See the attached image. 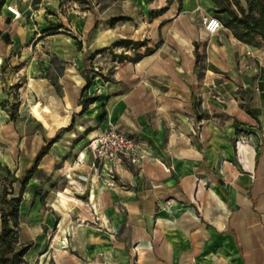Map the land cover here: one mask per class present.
Returning <instances> with one entry per match:
<instances>
[{
    "label": "crops",
    "instance_id": "obj_1",
    "mask_svg": "<svg viewBox=\"0 0 264 264\" xmlns=\"http://www.w3.org/2000/svg\"><path fill=\"white\" fill-rule=\"evenodd\" d=\"M64 1L0 0V68L23 61L45 37V65L59 89L48 96L50 108L59 112L62 104L68 120L85 119L78 122L83 134L68 139L74 117L51 133L23 113L12 121L0 105L1 169L24 177L58 137L23 195L20 240L33 244L27 264H194L200 257L206 264H264V41L243 43L225 27L209 35L203 20L216 3L182 0L149 30L152 54L142 48V57L118 62L109 81L93 76L88 85L86 73L60 69L65 59L49 50L57 34L45 35L57 21L94 35V53L140 40L112 37ZM8 6L19 10L18 19ZM85 88L97 99L83 111ZM110 124L138 144L141 165H95L89 144ZM110 172L116 188L106 185ZM222 238L233 244L229 253L220 249Z\"/></svg>",
    "mask_w": 264,
    "mask_h": 264
},
{
    "label": "rangeland",
    "instance_id": "obj_2",
    "mask_svg": "<svg viewBox=\"0 0 264 264\" xmlns=\"http://www.w3.org/2000/svg\"><path fill=\"white\" fill-rule=\"evenodd\" d=\"M64 5L66 10L89 14L97 27L101 30L108 29V34L114 38H118L120 35H128L143 41L150 37L149 30L151 28L155 29L159 22L167 20L178 7L182 6V0H65ZM215 10L211 11L210 16H216ZM62 24L63 21H57L56 30L45 35L57 34L50 37L52 44L49 50L54 55L66 60L59 68L62 70L69 68L74 71L73 74L78 76L81 75L80 71L86 73L85 76L88 77L101 74L109 78L113 75L116 64L120 62L115 56L123 53V49L113 48L111 50L106 49L100 54L94 53L88 48L89 43L93 42L94 35H81L78 31H69L68 28L62 27ZM41 43L38 48L29 51L28 55L24 56L23 61L19 56L14 63H9L0 68V105L1 107H8L9 116L11 114L20 116L22 113L26 116H32L41 121L51 133H54L59 127H67L74 116L71 114V118L68 120L66 109L61 106L62 104L59 106V112L50 108L48 96L52 95L55 90L59 91V89L55 83L57 80L51 76L53 75L52 67L45 65L46 56L51 55L48 52L49 40L42 37ZM127 52L129 56L134 58L135 53L132 50ZM198 55V60L201 61L204 56H201L199 52ZM126 61L131 62L132 60ZM54 69L58 70L56 66ZM38 88L44 91L43 96L38 93ZM86 96L88 94H85ZM74 119L76 120L75 127L70 134H66L68 139L73 133H77L76 138H78V132L79 134L84 132V129H78V122H83L84 117L78 116ZM0 171V208H2L4 205L3 189L13 190L17 194L21 188L17 178L21 179V174L13 167L10 170L0 168ZM45 214L46 212H40V215ZM29 218V220H33L32 217ZM196 232L201 234L199 231ZM19 234H21V227ZM188 245L189 249L192 250L190 237ZM229 247H233V244L230 245L222 238L220 249L229 253ZM204 251L207 252V248ZM223 256L226 255L222 253L221 257ZM193 261L194 264H206L202 257Z\"/></svg>",
    "mask_w": 264,
    "mask_h": 264
},
{
    "label": "trees",
    "instance_id": "obj_3",
    "mask_svg": "<svg viewBox=\"0 0 264 264\" xmlns=\"http://www.w3.org/2000/svg\"><path fill=\"white\" fill-rule=\"evenodd\" d=\"M213 1L217 5L215 17L222 22L225 28L232 32L236 39L250 45H258L259 42L257 39L264 41V0H245L247 8L241 5L240 0ZM52 30H56V28L49 30V33H52ZM113 48H122L127 51L132 50L135 53L134 58L124 52L116 55L115 57L120 62L142 57L143 55L139 53V50L142 48H145V56L155 51L153 48L149 47L147 40L134 41L130 39H121L107 50ZM98 76L102 77L105 81H109V78L106 76L101 74H98ZM86 81L88 85L91 84L90 77L86 76ZM86 92L87 88L82 92V97H84L81 102L83 111H86L88 106L97 99V97H85ZM18 118V115H10V119L14 122L17 121ZM68 129L70 130L71 126ZM57 139L58 137L52 139L46 146L42 147L34 160L33 167L26 172L24 177L21 179L17 178L21 186L17 194H15L13 190H8L7 188L3 189L2 199L4 205L0 208V264H27L25 257L33 247V244L23 243L20 240L19 232L23 195L39 163L48 154L50 147H52ZM259 156L258 153L257 160Z\"/></svg>",
    "mask_w": 264,
    "mask_h": 264
},
{
    "label": "built area",
    "instance_id": "obj_4",
    "mask_svg": "<svg viewBox=\"0 0 264 264\" xmlns=\"http://www.w3.org/2000/svg\"><path fill=\"white\" fill-rule=\"evenodd\" d=\"M7 10L16 19L20 17V12L15 6H8ZM203 23L205 31L209 35L217 34L220 30L224 29L222 22L214 16H206ZM89 147L96 166L107 161H114L118 164L129 162L137 166L141 165L145 159V156L138 151V144L112 124H110L106 132L95 137L89 144ZM109 176L106 185L109 188H116L118 182L114 174L110 172Z\"/></svg>",
    "mask_w": 264,
    "mask_h": 264
}]
</instances>
